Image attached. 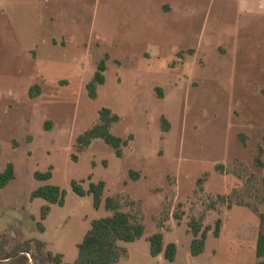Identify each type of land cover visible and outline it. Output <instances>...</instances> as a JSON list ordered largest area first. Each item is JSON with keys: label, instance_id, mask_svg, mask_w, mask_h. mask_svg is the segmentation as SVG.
<instances>
[{"label": "rangeland", "instance_id": "1", "mask_svg": "<svg viewBox=\"0 0 264 264\" xmlns=\"http://www.w3.org/2000/svg\"><path fill=\"white\" fill-rule=\"evenodd\" d=\"M107 55L106 83L93 100L87 85ZM35 85L41 95L31 99ZM103 108L120 117L116 136H134L123 158L102 140L77 151ZM263 134L264 0H0V173L9 163L16 169L0 191V238L9 249L35 239L45 254L74 263L91 221L110 214L71 184L88 190L105 181V198L121 201L146 229L124 244L129 256L119 264H256L260 221L237 203L264 196V167L255 164ZM50 167L51 181L34 178ZM44 185L68 194L42 221L48 204L31 195ZM220 195L232 209L209 208ZM180 204L181 225L173 217ZM193 217L211 227L223 221L221 237L210 233L199 257L186 233ZM157 232L177 245L175 262L151 256L147 239Z\"/></svg>", "mask_w": 264, "mask_h": 264}, {"label": "trees", "instance_id": "2", "mask_svg": "<svg viewBox=\"0 0 264 264\" xmlns=\"http://www.w3.org/2000/svg\"><path fill=\"white\" fill-rule=\"evenodd\" d=\"M189 54H194L190 50ZM183 54L180 53V58ZM109 56L107 55L99 65L98 70L92 82L87 85L88 95L91 99L98 97V89L105 85V73L108 70L107 62ZM31 99H36L41 95V88L38 85L31 87L29 91ZM120 122V117L113 113L109 108H103L99 113V122L85 133L77 138L76 148L79 153L86 151L96 140H102L109 146L118 158H123L124 148L130 146L134 141V136L130 135L127 139L116 136L112 128ZM162 128L168 133L170 131V124L165 118L162 119ZM244 145H246L247 137L241 136ZM264 143V134H263ZM264 147H258L257 155L255 157V164L257 167H264L263 162ZM224 166L219 165L216 169L218 172L223 171ZM53 167H50L46 172H36L34 178L46 183L53 179ZM208 175L197 182L200 190H203V185L206 182ZM130 178L138 181L140 173L133 170L130 171ZM16 179V169L13 163H9L6 169L0 173V191L6 189ZM91 179V178H90ZM264 187V181H262ZM73 192L79 197L93 196V206L99 211L105 209L110 215L98 220L91 221V228L86 233L83 241L77 245L78 257L72 264H119L121 260L128 258L129 251L124 244L134 243L145 236V226L141 223L139 218L131 212L124 210L121 201L115 197L105 198L107 190V183L100 181L99 183H91L89 189H85L83 182L73 181L71 184ZM67 191L54 185H44L34 191L31 195V202L42 199L48 205L41 210V219L45 221L51 214V206L56 205L63 208L66 204ZM253 202L245 201V198L240 199L237 203L240 207H245L251 210L260 221L259 236L256 245V264H264V213L261 212L260 206H264V196L255 195ZM228 202V203H227ZM227 203L228 208H233V203L228 201L225 196H218L215 201H212L209 208L217 210L220 204ZM133 205V203H130ZM183 205L180 204L174 213L173 217L179 225L182 224L185 212L182 211ZM33 221L35 219L33 218ZM37 229L41 233L46 232V228L41 222H37ZM223 227L222 219H218L214 225L205 226L204 218H191L187 226V235L193 236L191 243V255L199 257L206 251V244L209 239V234L219 239L221 237ZM150 243V253L153 258H158L164 255L169 262H175L178 255V247L175 243L165 244V235L163 232H157L148 239ZM10 243L6 237L0 238V264H71L65 262L63 254H55L49 251L45 254L46 244L39 240H28L9 249Z\"/></svg>", "mask_w": 264, "mask_h": 264}]
</instances>
